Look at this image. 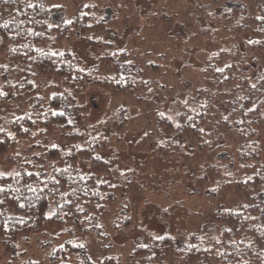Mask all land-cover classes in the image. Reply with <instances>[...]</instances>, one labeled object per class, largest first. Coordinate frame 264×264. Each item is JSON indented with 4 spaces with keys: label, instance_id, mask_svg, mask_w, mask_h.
<instances>
[{
    "label": "trees",
    "instance_id": "1",
    "mask_svg": "<svg viewBox=\"0 0 264 264\" xmlns=\"http://www.w3.org/2000/svg\"><path fill=\"white\" fill-rule=\"evenodd\" d=\"M76 1L55 20L62 4L0 0V56L12 62L0 65V159L15 169L0 173V250L17 253L23 238L55 226L44 264H264L262 0H158L146 11L136 0ZM109 30L128 44L117 48ZM77 40L94 48L95 67L53 47ZM92 86L111 97L105 119L88 116ZM129 130L138 136L126 143ZM128 148L196 167V191H216L219 205L228 191L248 200L217 212L229 224L220 238L155 236L138 223L136 169L106 157ZM118 234L137 236L127 256L114 253Z\"/></svg>",
    "mask_w": 264,
    "mask_h": 264
},
{
    "label": "rangeland",
    "instance_id": "2",
    "mask_svg": "<svg viewBox=\"0 0 264 264\" xmlns=\"http://www.w3.org/2000/svg\"><path fill=\"white\" fill-rule=\"evenodd\" d=\"M191 1L193 0H186L185 5H188ZM136 2L145 11L154 9L155 6L156 9L159 8L158 0H136ZM46 3L49 6L55 4L63 5L65 8L63 11H53L51 13L53 19L60 20L61 18L71 17L77 1L46 0ZM262 3L264 4V0H262ZM158 29L159 32L162 30L168 31V28H165L164 25L161 26V24ZM176 30H182L179 24L176 26L175 31ZM175 31H173L172 34ZM105 38L113 41L117 48H121L128 44L125 37H119L115 33V30L107 31ZM237 39V43L242 46V41L239 38ZM188 41L189 39L186 40L187 44H189ZM206 45L209 49L218 50L230 46L231 44L230 42H228L227 45L217 42L211 44L210 41H206ZM63 46H67L74 51L80 65L85 68L96 66L97 61L94 57V54H96L95 50L88 43L77 40L68 45L63 44L53 47L63 48ZM190 61L195 65L198 64L195 53L191 55ZM174 63L177 67L182 65V62L177 57L174 59ZM10 64H12V62L6 57L0 56V65ZM89 92L90 94L92 93V101L89 102L91 108L88 113L90 120L94 121L98 120L99 117L104 119L108 117L109 108L112 104L111 97L105 90L96 86H92ZM132 109L133 112L137 110L136 108ZM6 112L8 111H5L3 114H6ZM0 128H5L4 118H0ZM79 130L87 132L88 127L83 126L80 127ZM107 132L109 134L110 130L108 129ZM137 136V132L129 130V132L124 135L123 140L128 143V140L135 141ZM260 140L264 154V132ZM117 150L110 149L106 157L112 158V166L117 167L119 170L127 168L136 169V178L142 184L144 193V198L138 208V223L141 227L155 236L168 234L178 236L182 233L199 231L209 241L220 238L226 233L229 224L227 221L217 218V212L220 211L221 217L225 216L227 214V210L225 209L231 208L240 201L246 202L248 200V197L241 192L228 191L226 200H224L225 204L219 205V194H217L216 191H209L204 194L196 191L194 180L195 177L200 174V170L196 167L187 168L184 164H181V160L164 158L153 152H135L131 148L127 150ZM113 151L116 152L114 156ZM14 171L15 169L12 165L0 159V173L12 174ZM84 171H87L85 166ZM247 172L249 173V171ZM57 232L58 228L55 226L33 231L30 236L23 238L22 241L15 244L14 248L17 250V253L10 252L7 255L0 250V264L24 263L25 260L32 258L40 259L42 264H44L45 252L48 246L46 242L50 238L48 234H56ZM136 238L137 236L135 234L130 236L123 234L113 236L115 242L114 253L127 256L132 249L131 239ZM19 251L25 252L23 256Z\"/></svg>",
    "mask_w": 264,
    "mask_h": 264
}]
</instances>
